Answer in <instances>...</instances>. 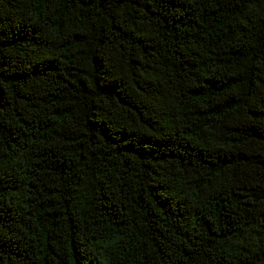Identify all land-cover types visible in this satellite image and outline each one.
I'll use <instances>...</instances> for the list:
<instances>
[{
	"label": "trees",
	"instance_id": "trees-1",
	"mask_svg": "<svg viewBox=\"0 0 264 264\" xmlns=\"http://www.w3.org/2000/svg\"><path fill=\"white\" fill-rule=\"evenodd\" d=\"M0 264H264V0H0Z\"/></svg>",
	"mask_w": 264,
	"mask_h": 264
}]
</instances>
